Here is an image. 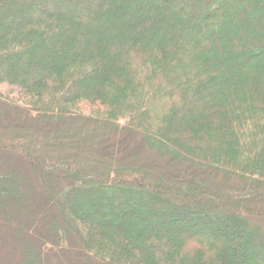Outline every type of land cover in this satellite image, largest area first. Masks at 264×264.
<instances>
[{
    "label": "trees",
    "instance_id": "1",
    "mask_svg": "<svg viewBox=\"0 0 264 264\" xmlns=\"http://www.w3.org/2000/svg\"><path fill=\"white\" fill-rule=\"evenodd\" d=\"M3 164L0 264H264V0H0Z\"/></svg>",
    "mask_w": 264,
    "mask_h": 264
},
{
    "label": "rangeland",
    "instance_id": "2",
    "mask_svg": "<svg viewBox=\"0 0 264 264\" xmlns=\"http://www.w3.org/2000/svg\"><path fill=\"white\" fill-rule=\"evenodd\" d=\"M73 10H72V8L70 7L69 9H68V11H65V12H72ZM142 18L144 19L145 18V15H143L142 14ZM119 19H120V17H119ZM156 20L157 19H151L150 20V22L151 23H155L156 22ZM91 22H94V20H93V18H91V20H90ZM81 24L82 25H84V26H88V23H87V21L86 20H82L81 21ZM142 32H144L143 30H142ZM95 38H98V39H102V40H105L107 43H111L113 40H116L117 38H119V35H117V34H111V33H109V32H107V31H101V29H96V32H95V36H94ZM30 79H31V77H30ZM84 140V139H83ZM77 147V146H76ZM76 147H75V145H63V144H61L60 142H57V141H55L50 147H49V153L50 154H56L57 152H67V153H71L72 155H74V154H76V151H74V149H76ZM78 148V147H77ZM77 151H79V148H78V150ZM11 153V152H10ZM4 155V154H3ZM1 166V168H4L5 167V165L3 164V165H0ZM22 166H24L25 168L26 167H29V165L28 164H23ZM30 167H32V166H30ZM32 168H34V167H32ZM13 188L12 189H6L7 187H6V185H4L1 181H0V190H8V196H2V203H3V206H4V209L6 210H8L9 211V214H10V217H11V221L12 222H15V231L16 230H18V225H21L22 224V222H21V218H19V217H21L20 216V211H18L17 210V206H16V204L17 203H15L16 201L14 200V198H13V196H14V191H15V196H17L18 197V199H21V197L23 196V194L25 195L26 194V192H28V189H27V187H26V182L24 181V180H22L21 182H17V181H13ZM39 185H40V178L39 177H37V182H36V184H34L32 187H31V189L32 190H36L37 192H38V187H39ZM30 189V190H31ZM34 214H35V216L33 215V217H35V218H37V217H40L41 218V221L43 220V218L41 217V216H43L42 215V212H40V213H36V212H34ZM23 217H24V214H23ZM24 219V218H23ZM40 221V222H41ZM39 222V223H40ZM12 233V232H11ZM13 234V233H12ZM35 234V233H34ZM14 236H16V238H18L17 237V235H15V233H14ZM24 244V243H23ZM4 248V247H3ZM22 253H19V259H20V261L22 262V260H23V257H22ZM20 262V263H21Z\"/></svg>",
    "mask_w": 264,
    "mask_h": 264
}]
</instances>
